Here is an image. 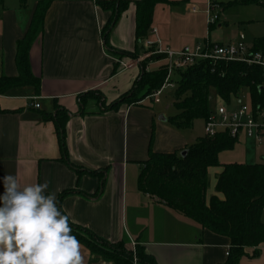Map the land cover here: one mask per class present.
Segmentation results:
<instances>
[{
    "label": "crops",
    "instance_id": "obj_1",
    "mask_svg": "<svg viewBox=\"0 0 264 264\" xmlns=\"http://www.w3.org/2000/svg\"><path fill=\"white\" fill-rule=\"evenodd\" d=\"M37 1L31 5L27 1L26 6L20 0L0 4V77L18 76L17 43L30 26ZM127 1L131 2L128 10L109 35L110 48L103 43L101 32L111 12L103 11L96 0H55L51 4L43 31L29 50L30 73L38 90L29 85L0 95V177L10 174L21 183L48 182V192L56 193L58 206L70 223L109 244L122 243L127 251L140 248L156 264H223L230 246L227 237L204 229L138 189L150 153L185 151L189 147L185 131L159 114L154 105L161 101L147 98L139 104L109 108L132 90L141 75L146 55H139L142 61L135 64L131 54L147 49L146 39L159 41L161 49L174 52L202 44L163 48L166 39L155 12L158 6L177 2L169 0L172 5L155 7L149 36L137 48L135 2L139 0ZM189 6L193 14L198 13L195 5ZM214 25H209L203 44L231 43L212 40ZM151 65L155 68L150 69ZM161 67L157 61L144 65L147 72ZM59 111L68 117L67 160L62 157L54 123ZM223 153L219 162L232 164L220 161ZM221 171V167L209 170L207 200L217 194L216 176ZM82 253L85 264H104L84 245ZM133 264L139 263L135 260ZM239 264H264V244L246 248Z\"/></svg>",
    "mask_w": 264,
    "mask_h": 264
},
{
    "label": "trees",
    "instance_id": "obj_2",
    "mask_svg": "<svg viewBox=\"0 0 264 264\" xmlns=\"http://www.w3.org/2000/svg\"><path fill=\"white\" fill-rule=\"evenodd\" d=\"M28 0H20L23 6ZM55 0H38L30 26L24 38L17 43L16 78L0 77V95L32 85L38 90L37 80L29 68V50L43 31L45 15ZM4 0H0L3 4ZM249 4L264 7V0H245ZM97 5L111 12L108 23L102 29L103 43L107 48L109 35L131 2L127 0H96ZM136 5V39L138 44L149 36L157 5H172L169 0H139ZM138 50V49H137ZM252 52L264 51V38L256 39ZM138 51L131 54L138 59ZM124 54V52L122 53ZM165 67L147 72L144 68L132 90L113 103L115 109L121 104H139L159 90L166 79ZM173 107L178 114L168 118V122L180 131L192 129L195 121L206 120L214 109L215 99L230 103L233 99L247 100L254 109H264V72L255 65L244 62H201L185 71L177 73ZM142 98L134 99L139 92ZM82 98V97H81ZM108 109V108H107ZM67 113L59 111L54 120L62 157L67 160L65 124ZM238 141L227 133L215 137H203L181 153H150L143 163L138 189L159 203L178 211L217 235L230 241L227 261L223 264H239L245 256L246 248H258L264 244V164H221L219 155L232 151ZM221 167L216 176V195L207 200L210 187L209 170ZM72 234L93 255L112 261L114 264H133V254L125 250V245L109 244L92 232L70 223ZM118 249L120 253L113 252ZM139 264H156L140 248L136 249Z\"/></svg>",
    "mask_w": 264,
    "mask_h": 264
},
{
    "label": "rangeland",
    "instance_id": "obj_3",
    "mask_svg": "<svg viewBox=\"0 0 264 264\" xmlns=\"http://www.w3.org/2000/svg\"><path fill=\"white\" fill-rule=\"evenodd\" d=\"M36 0H28V4ZM172 6H158L156 8V21L162 29L165 37L163 48L179 49L181 47H194L203 44L208 36L209 24L204 11L208 0H176ZM213 6L211 17L218 16L220 20L212 27L211 38L218 43H228L242 41L246 46L251 47L256 39L264 38V7L258 4H249L245 0H209ZM195 5L198 9L197 14L191 12V6ZM155 48L138 49L139 55H146L144 65L150 62H160L164 67L163 56L155 55ZM161 67V68H162ZM155 66L151 65L150 69ZM140 91L134 95V99L142 98ZM243 101L247 100V95ZM161 103L156 104L155 109L160 115L170 118L178 114L173 107L174 91L166 88L160 98ZM221 101L215 99L214 108ZM238 101H231L232 108L239 107ZM205 122L203 119L194 122L192 129L185 131V136L189 147L196 143L200 138L205 137ZM220 161L224 163H245V164H264V142L258 144L254 140L242 139L236 143L232 151L224 152L220 156ZM113 249V252L120 251ZM127 251V249L125 248ZM133 254V261L136 260V252L128 251ZM104 264H114L108 259L95 255Z\"/></svg>",
    "mask_w": 264,
    "mask_h": 264
},
{
    "label": "clouds",
    "instance_id": "obj_4",
    "mask_svg": "<svg viewBox=\"0 0 264 264\" xmlns=\"http://www.w3.org/2000/svg\"><path fill=\"white\" fill-rule=\"evenodd\" d=\"M0 264H85L83 245L72 234L49 184L0 177Z\"/></svg>",
    "mask_w": 264,
    "mask_h": 264
},
{
    "label": "built area",
    "instance_id": "obj_5",
    "mask_svg": "<svg viewBox=\"0 0 264 264\" xmlns=\"http://www.w3.org/2000/svg\"><path fill=\"white\" fill-rule=\"evenodd\" d=\"M217 7L209 3L206 10L207 22L213 25L220 20L218 16L211 17V12ZM144 46L155 48V55L163 56L166 62L165 69L167 76L163 86L149 98L155 103L160 102V97L166 88H176L173 77L180 71H185L201 62H244L249 65L260 67L264 72V51L252 52L251 47L246 46L242 41L231 42L227 45L214 46L206 44L195 46L192 49H185L180 52L163 50L158 42L144 41ZM141 59H136L140 63ZM233 99L239 102L238 108H232L231 102H221L215 106L210 116L204 120L205 136L212 138L219 133H227L231 138L239 141L242 138L254 140L258 144L264 142V109H254L248 100ZM39 108L38 104L34 105Z\"/></svg>",
    "mask_w": 264,
    "mask_h": 264
},
{
    "label": "water",
    "instance_id": "obj_6",
    "mask_svg": "<svg viewBox=\"0 0 264 264\" xmlns=\"http://www.w3.org/2000/svg\"><path fill=\"white\" fill-rule=\"evenodd\" d=\"M159 119H161V118H159ZM162 120H165V119L163 118ZM186 154H187V151H186V150L183 151V152H181V156H182V157H184Z\"/></svg>",
    "mask_w": 264,
    "mask_h": 264
}]
</instances>
